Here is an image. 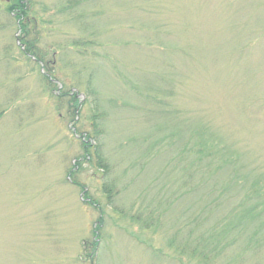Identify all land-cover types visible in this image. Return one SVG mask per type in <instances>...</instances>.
I'll return each instance as SVG.
<instances>
[{
	"label": "rangeland",
	"instance_id": "rangeland-1",
	"mask_svg": "<svg viewBox=\"0 0 264 264\" xmlns=\"http://www.w3.org/2000/svg\"><path fill=\"white\" fill-rule=\"evenodd\" d=\"M5 2L0 264H264L259 219L255 245L210 241L264 188V0H30L39 60ZM199 129L240 166L193 149Z\"/></svg>",
	"mask_w": 264,
	"mask_h": 264
},
{
	"label": "trees",
	"instance_id": "trees-1",
	"mask_svg": "<svg viewBox=\"0 0 264 264\" xmlns=\"http://www.w3.org/2000/svg\"><path fill=\"white\" fill-rule=\"evenodd\" d=\"M5 5H6L5 6L6 13H8V15L11 16L15 20V22H17L18 29L20 30L19 41L21 43L20 46L24 49L23 52L29 53L32 55L33 58H35V60H39L37 57L38 53L36 54V49H35V46L33 45L34 43L26 40L29 32L31 31L29 29L31 27V25H30L31 22H29V21H31V20L28 18L30 0H6ZM31 43H33V44H31ZM47 79L51 82V80L48 76H47ZM64 95H66V94H64ZM72 98H74V97H72ZM73 101L75 102L74 99H73ZM78 103H79V106H81V103L80 102H78ZM74 108H75V111L78 109V107H74ZM95 118H96V116H95ZM94 128L95 129L97 128V130H98V127L96 125L94 126ZM97 132H95V133L98 134ZM193 141H194V143L197 141L195 143L196 147L193 149H196L197 152L200 153L201 155L202 154H207V155L210 154L209 157H211V156L219 157V163H220L219 168H220V170L225 169V168H231V169L233 167L235 168L237 166V164L240 166L241 161L238 160V162H237V160L230 158L232 153L227 150V147H225L223 145L221 146L219 143V140L217 142V141L212 139V141L209 142V138L208 137L205 138L204 132L201 131L200 129L197 130L196 132H194ZM212 144H215V145H212ZM89 146L90 145H87L86 148L83 149V152H84L83 159L85 161H87V160L90 161V158H91L92 153L89 152ZM97 148H98V146L96 147V149H94L93 154L96 155L97 164L99 166L100 164L102 165L101 162H103V160H102V157L100 155V151ZM104 167L107 169V165L106 166L104 165ZM237 174L238 173H235V175L233 176L234 178H231L232 176L228 177V181L230 183H229V187L228 188L226 187V189L224 190L225 193L231 192V190L235 186H237V187L241 186L242 188H244V184H247L249 182L250 176L248 175V173L247 174L242 173V175H241V173L239 175H237ZM262 181H263V179L261 177V178H254L250 182V190L248 191L249 193L247 192L248 194L246 195L245 200L240 205L242 210H239V214H237V215H239V218L235 214L231 215L230 217H235L236 221H232L229 218V221L226 224V226L223 228V230H221V229L219 231L215 230V233L219 232V234H216L215 238L213 236L210 237V241L211 242H212V240H218V241L214 243L213 247L211 244V247H212L211 250H214V249L218 250L219 249L218 247H225L221 244L220 239L224 240L225 239L224 236L226 235L227 232H229L230 230L234 231L237 228H239V230H240V231L236 230L239 234V239H241L243 237L244 241L246 243L245 249H246V247H248L247 243L252 244V245H255L257 243V242L252 241V237L248 236L247 230L243 229V228H245L244 225L246 223H248L250 221H256L257 219H259V222L260 221L261 222L256 226L253 234L255 235V233L259 234V233L263 232L264 220H260L261 216L264 215V188L261 187ZM198 182H199V185L202 183V181H198ZM106 188L107 187H104L105 190H106ZM253 200H256V201H254V203L252 205H249V203ZM200 217L198 219H193L192 223L195 225H198V224L204 225L205 222L207 221L208 217L203 218V219H200ZM100 225H101V222H99V226L96 227V231L94 232L95 240L90 242V243L86 242L84 244V249L92 248V252L95 251L96 247L98 246V243H97L98 235L97 234H98V231L100 230ZM203 237H204V235L200 236V237H195V239L197 240L199 238V240H201ZM239 239L237 240V242H239ZM186 241H188V240H186ZM190 242H192V244H193V240H191ZM193 246H192V249H193L194 254H195V252H197V250L195 248H193ZM201 248H205V246L204 247L201 246ZM87 255H88V257L89 256L91 257L92 254H87ZM93 260H94V255L90 259L91 263L93 262Z\"/></svg>",
	"mask_w": 264,
	"mask_h": 264
}]
</instances>
